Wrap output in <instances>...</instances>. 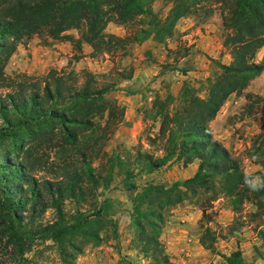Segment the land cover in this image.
Wrapping results in <instances>:
<instances>
[{"label":"trees","instance_id":"trees-1","mask_svg":"<svg viewBox=\"0 0 264 264\" xmlns=\"http://www.w3.org/2000/svg\"><path fill=\"white\" fill-rule=\"evenodd\" d=\"M169 1L173 7L162 18L153 9L155 0H0V86L9 87L0 93V144L9 141L11 146L8 152L0 151V227L20 256L36 240H52L63 262L73 264L83 251L75 238L100 245L103 239L94 226L110 214L108 201L88 214L77 209L76 215L66 212L65 203L97 198L101 188L110 187L116 172L123 175L124 186L133 195L134 242L149 259L141 264H171L160 242L168 213L202 194H211L209 202L228 199L235 214L250 204L255 209L253 219L264 218V174L258 172L261 180L255 183V176L245 173L240 161L215 140L211 128L229 98L241 95L264 72V57L257 61L264 50V0ZM202 3L220 8L224 47L232 62H219L221 72L198 87L185 81L178 94L155 95L142 115L159 125L158 133L148 136V145L156 152L142 144L133 152L105 151L125 120V108L109 98L118 88L115 82L102 83L89 71L52 70L44 79L7 83L6 66L25 38L46 35L70 42L79 51L87 44L93 56L113 55L151 37L156 41L174 37L178 21ZM136 22L139 27L126 37L106 32L111 23ZM72 30L79 38L68 34ZM49 150L56 154L57 163L51 180H41L37 173L47 168L51 158L44 161L39 155ZM248 154L264 165V123ZM103 159L107 162L100 171L94 164ZM195 163L198 169L193 177L169 187L149 183L140 191L134 181L174 164L187 168ZM248 184L261 188L253 191ZM49 209L55 211V221L38 223ZM240 230L232 225L230 237ZM258 235L264 245V221ZM217 240L212 227L202 225L200 245L214 252ZM223 258L227 264H247L241 249Z\"/></svg>","mask_w":264,"mask_h":264},{"label":"rangeland","instance_id":"rangeland-1","mask_svg":"<svg viewBox=\"0 0 264 264\" xmlns=\"http://www.w3.org/2000/svg\"><path fill=\"white\" fill-rule=\"evenodd\" d=\"M172 7L173 3L169 0H155L153 3L155 13L162 18L168 15ZM138 27L137 22L127 26L111 23L106 32L126 37L134 33ZM68 34L79 38L76 30ZM202 34L212 38L211 43L214 47L207 52L196 48L198 44L196 40H199ZM225 34L220 8L210 3H202L194 9L192 15L178 21L174 37L161 41L151 37L142 44H131L126 50L117 51L113 55L93 56V49L87 44H84L82 51H79L70 42L56 41L46 35H34L25 38L19 44L7 64L5 69L7 83H18L25 78L44 79L52 70L78 74L89 71L99 76L102 83H117L118 88L109 95V98L118 103V97L123 95L139 94L140 91L147 89L150 92L152 89L149 87L152 84L155 88L150 96L155 98V95L159 94L164 98L167 93L178 94L185 81L198 87L206 79L215 77L221 72L218 68L219 62L226 65L232 62L230 51L224 47ZM263 57L264 50H261L257 61L261 62ZM184 58L186 59L183 61ZM178 71L193 73H187V78H183ZM7 86L8 84L0 86V93L8 92ZM263 99L264 72L252 80L241 95H232L211 123L215 140L221 142L231 155L240 161L245 173L255 176V183L261 180L258 172L264 174V165L258 164V157L250 158L248 151L262 132ZM150 105V102L144 104L139 114L141 115ZM138 120H140L138 128L126 122L118 125L106 143L105 151L109 154L133 152L135 147L142 144L145 149L156 152L155 148L148 145V136L156 135L159 125L146 120L144 115ZM10 150L9 141L0 144L1 152ZM39 156H42L44 161L48 158L51 160L46 169L37 173V177L41 180H51L52 167L57 163L56 154L49 150L43 151ZM106 162V159L98 160L94 166L102 171ZM197 169L198 163L187 168L174 164L153 174L139 175L134 181L140 191L149 183L169 187L177 181L193 177ZM123 179V175L116 172L110 187L101 188L97 198L81 204L72 200L65 203V210L69 215H76L77 209L88 214L104 205L105 201L110 205V214L102 219L103 222L94 226L99 229L103 242L95 246L85 242L81 237L75 238L83 251L76 255L73 264L149 262V259L138 252L137 243L134 242L136 231L131 226L133 195L126 190ZM210 195L202 194L170 209L160 242L171 264H227L223 256L230 255L238 249L242 250L247 264H264V245L258 235V227L263 224L264 218L253 219L251 213H254L255 209L247 203L240 214H235L228 199L221 197L209 202V199H213ZM55 219V211L49 209L38 223L46 225ZM202 225H209L217 234L218 240L214 252L197 245ZM232 225L241 228L234 237L229 235V228ZM188 246L191 247L189 250ZM256 248L259 250L257 251ZM0 264L65 263L61 258L58 244L52 240H36L25 255L20 256L15 244L0 227Z\"/></svg>","mask_w":264,"mask_h":264},{"label":"crops","instance_id":"crops-1","mask_svg":"<svg viewBox=\"0 0 264 264\" xmlns=\"http://www.w3.org/2000/svg\"><path fill=\"white\" fill-rule=\"evenodd\" d=\"M196 41L198 43L196 48L197 49L200 48L201 51L207 52L209 49L214 47L213 44L211 43L212 38L210 36H207L206 34H202L200 39L199 40L197 39ZM185 59L186 58H184L183 61ZM178 73L183 78H187V74H185V72L178 71ZM187 73L190 74L193 72H187ZM194 73L196 74L199 72H194ZM206 76H208V75H206ZM145 86H146V84H145ZM149 88L152 89L150 92H148L149 89H147L145 91H140L139 94L138 93H136V94L132 93L130 96H124L123 95L120 98L118 97L119 104L125 108V120H124V122L130 123L131 125H135L136 128L139 127L140 120H138V119L142 115V114L141 115L139 114L140 108L144 104H146L147 102H150V104H152V102L154 100V97H151L150 95H152L154 93L153 88H155V86L152 84ZM197 245H199V247L201 246L199 240L197 241ZM187 248L189 250V248H191V247L188 246Z\"/></svg>","mask_w":264,"mask_h":264},{"label":"clouds","instance_id":"clouds-1","mask_svg":"<svg viewBox=\"0 0 264 264\" xmlns=\"http://www.w3.org/2000/svg\"><path fill=\"white\" fill-rule=\"evenodd\" d=\"M248 186L253 190V191H256V190H259L261 187H255L251 184H248Z\"/></svg>","mask_w":264,"mask_h":264}]
</instances>
